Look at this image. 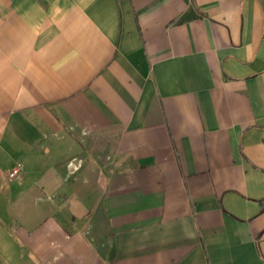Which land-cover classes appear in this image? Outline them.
Returning <instances> with one entry per match:
<instances>
[{
  "label": "crops",
  "instance_id": "0c3cea01",
  "mask_svg": "<svg viewBox=\"0 0 264 264\" xmlns=\"http://www.w3.org/2000/svg\"><path fill=\"white\" fill-rule=\"evenodd\" d=\"M0 264H264V0H0Z\"/></svg>",
  "mask_w": 264,
  "mask_h": 264
},
{
  "label": "built area",
  "instance_id": "2783aa9c",
  "mask_svg": "<svg viewBox=\"0 0 264 264\" xmlns=\"http://www.w3.org/2000/svg\"><path fill=\"white\" fill-rule=\"evenodd\" d=\"M22 170H23L22 164H20V163L17 164L16 166H14L12 169H10L7 172L8 179H10V180L19 179L21 177Z\"/></svg>",
  "mask_w": 264,
  "mask_h": 264
}]
</instances>
